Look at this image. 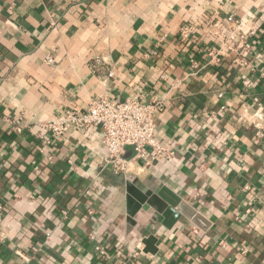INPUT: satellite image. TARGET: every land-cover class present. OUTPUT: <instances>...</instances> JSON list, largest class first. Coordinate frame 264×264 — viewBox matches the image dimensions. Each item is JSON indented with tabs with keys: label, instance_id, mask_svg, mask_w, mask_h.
Returning <instances> with one entry per match:
<instances>
[{
	"label": "crops",
	"instance_id": "0c3cea01",
	"mask_svg": "<svg viewBox=\"0 0 264 264\" xmlns=\"http://www.w3.org/2000/svg\"><path fill=\"white\" fill-rule=\"evenodd\" d=\"M237 23L250 53L223 40ZM96 97L163 98L155 139L175 156L117 174L99 128L42 152L39 123ZM263 174L264 0H0V264H264ZM122 175L168 187L209 230L130 218Z\"/></svg>",
	"mask_w": 264,
	"mask_h": 264
},
{
	"label": "built area",
	"instance_id": "2783aa9c",
	"mask_svg": "<svg viewBox=\"0 0 264 264\" xmlns=\"http://www.w3.org/2000/svg\"><path fill=\"white\" fill-rule=\"evenodd\" d=\"M232 19V18H231ZM230 19V20H231ZM240 23H237L235 31L223 38L226 43L233 40L235 36L240 39L239 49L250 53L252 43L250 35L240 31ZM193 27L184 26L180 29V36L188 39L193 32ZM239 31V32H238ZM252 35V34H251ZM211 61L214 64L221 63V52L211 51ZM46 62L53 64L51 57ZM107 77H113V72H109ZM245 84H249L248 81ZM219 94V97H222ZM166 103L163 98H151L148 101L132 97L123 102H113L108 97L92 98L86 108L73 107L65 110L59 116L39 123L37 136L44 141L42 152L51 144L53 140L63 139L67 134L73 132H86L90 128H99L102 131V140L108 153V162L113 167L115 173H125L129 161L124 159L125 148L133 146L136 160H142L145 167L156 168V165L165 160H170L175 156L174 149H164L155 139L156 118L165 109ZM224 110L225 106H221ZM260 127L259 123H255ZM28 127L24 123L15 127L16 132H22ZM264 183V174L262 175ZM109 246H97L96 250L105 258L110 259L112 255L121 258L124 256L123 249L114 250V254ZM140 256V252L134 254V259Z\"/></svg>",
	"mask_w": 264,
	"mask_h": 264
},
{
	"label": "water",
	"instance_id": "95a60500",
	"mask_svg": "<svg viewBox=\"0 0 264 264\" xmlns=\"http://www.w3.org/2000/svg\"><path fill=\"white\" fill-rule=\"evenodd\" d=\"M132 150L133 154L128 157L124 156L126 161L134 158L136 153L133 146H128L125 151ZM140 166H145L144 161L137 160ZM125 179L126 187V210L130 218H134L140 210L147 211L152 209L162 217V225L166 228H172L174 224L184 217L194 226L203 232H207L211 226L201 212H199L189 202L173 192L166 186L156 187L154 189L139 188L135 183L134 175H122ZM157 220V218H155ZM148 241H145V243ZM147 252V250H144Z\"/></svg>",
	"mask_w": 264,
	"mask_h": 264
}]
</instances>
